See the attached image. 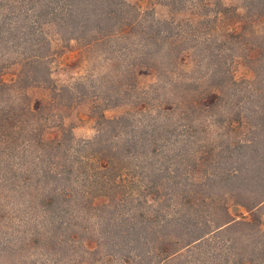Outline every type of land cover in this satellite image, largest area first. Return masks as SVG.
<instances>
[{"label":"trees","instance_id":"obj_1","mask_svg":"<svg viewBox=\"0 0 264 264\" xmlns=\"http://www.w3.org/2000/svg\"><path fill=\"white\" fill-rule=\"evenodd\" d=\"M0 264H264V0H0Z\"/></svg>","mask_w":264,"mask_h":264},{"label":"rangeland","instance_id":"obj_2","mask_svg":"<svg viewBox=\"0 0 264 264\" xmlns=\"http://www.w3.org/2000/svg\"><path fill=\"white\" fill-rule=\"evenodd\" d=\"M83 110V108H82ZM73 120V132L76 137H90L93 135L94 130L90 121H80L77 118L72 117Z\"/></svg>","mask_w":264,"mask_h":264}]
</instances>
